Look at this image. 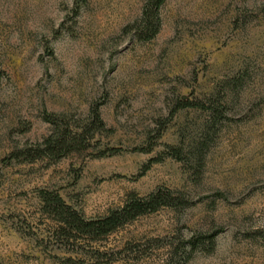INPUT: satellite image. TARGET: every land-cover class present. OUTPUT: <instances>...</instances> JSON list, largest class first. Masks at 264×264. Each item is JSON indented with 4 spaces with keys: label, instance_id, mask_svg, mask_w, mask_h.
<instances>
[{
    "label": "rangeland",
    "instance_id": "374dc122",
    "mask_svg": "<svg viewBox=\"0 0 264 264\" xmlns=\"http://www.w3.org/2000/svg\"><path fill=\"white\" fill-rule=\"evenodd\" d=\"M143 2L0 0V264H264V0H164L147 40ZM94 105L81 146L22 153ZM43 192L85 219L175 202L71 237Z\"/></svg>",
    "mask_w": 264,
    "mask_h": 264
},
{
    "label": "trees",
    "instance_id": "16d2710c",
    "mask_svg": "<svg viewBox=\"0 0 264 264\" xmlns=\"http://www.w3.org/2000/svg\"><path fill=\"white\" fill-rule=\"evenodd\" d=\"M164 0H144L140 15L133 23V33L138 39H150L159 28L158 8ZM43 119L51 124V132L40 142L35 143L33 148H24L26 156L30 153L59 158L83 142V136H90L94 130L102 127L103 123L99 117L97 106L88 109V120L77 132L68 130L66 123H61L56 116L46 113ZM32 151V152H30ZM17 153V152H16ZM29 158V157H28ZM43 208L52 214L57 222V228L66 232L67 236L89 235L93 238L104 236L123 223L134 219L144 213L152 212L160 206H172L174 197L166 193L153 192L145 197L130 195L119 207L109 210L105 215L97 218L85 219L74 210L64 204L61 198L54 194L43 192L40 196ZM209 245L213 244L214 233L205 236ZM194 243L190 245L192 249Z\"/></svg>",
    "mask_w": 264,
    "mask_h": 264
}]
</instances>
